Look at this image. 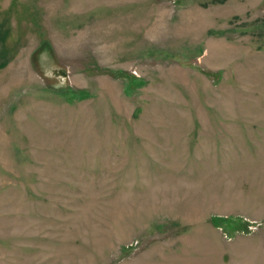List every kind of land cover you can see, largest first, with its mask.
<instances>
[{
	"label": "rangeland",
	"instance_id": "374dc122",
	"mask_svg": "<svg viewBox=\"0 0 264 264\" xmlns=\"http://www.w3.org/2000/svg\"><path fill=\"white\" fill-rule=\"evenodd\" d=\"M0 264H264V0H0Z\"/></svg>",
	"mask_w": 264,
	"mask_h": 264
}]
</instances>
